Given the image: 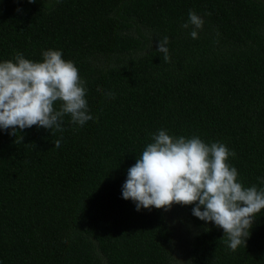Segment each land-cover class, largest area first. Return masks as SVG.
<instances>
[{
    "label": "trees",
    "instance_id": "obj_1",
    "mask_svg": "<svg viewBox=\"0 0 264 264\" xmlns=\"http://www.w3.org/2000/svg\"><path fill=\"white\" fill-rule=\"evenodd\" d=\"M189 11L205 21L197 39ZM49 49L78 68L94 119L0 129V264H170L162 210L122 198L161 129L225 144L239 181L264 188V0H0V62ZM178 207L198 229L190 264H264V210L232 251L195 205Z\"/></svg>",
    "mask_w": 264,
    "mask_h": 264
},
{
    "label": "clouds",
    "instance_id": "obj_2",
    "mask_svg": "<svg viewBox=\"0 0 264 264\" xmlns=\"http://www.w3.org/2000/svg\"><path fill=\"white\" fill-rule=\"evenodd\" d=\"M204 23L201 16L189 11L188 21L181 27L191 26L190 36L197 39ZM169 42L168 36L158 40L157 51L163 53L164 62L170 60ZM42 57V62H34L17 52L13 60L0 62V129H10L11 136L17 137V129L32 126L63 132L66 115L79 126L94 119L85 98V81L74 62L64 60L60 50L43 51ZM107 96L115 98L113 93ZM61 139L54 142V148L60 147ZM22 140L20 136L19 142ZM152 141L127 170L122 198L131 200L138 212L153 207L169 211L174 204L195 205L192 215L223 229L230 250L246 246L253 224L264 210V188L245 187L239 181L237 169L229 163L236 153L223 143L206 144L198 136L174 137L164 129L152 135Z\"/></svg>",
    "mask_w": 264,
    "mask_h": 264
},
{
    "label": "rangeland",
    "instance_id": "obj_3",
    "mask_svg": "<svg viewBox=\"0 0 264 264\" xmlns=\"http://www.w3.org/2000/svg\"><path fill=\"white\" fill-rule=\"evenodd\" d=\"M167 225L171 230L170 264H190L188 257V246L190 240L198 232L187 219L185 213L177 204L172 205L169 211L161 209Z\"/></svg>",
    "mask_w": 264,
    "mask_h": 264
}]
</instances>
